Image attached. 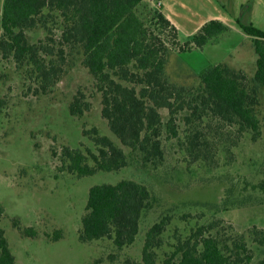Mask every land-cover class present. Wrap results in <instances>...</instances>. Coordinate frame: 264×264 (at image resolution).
Wrapping results in <instances>:
<instances>
[{
  "label": "trees",
  "instance_id": "1",
  "mask_svg": "<svg viewBox=\"0 0 264 264\" xmlns=\"http://www.w3.org/2000/svg\"><path fill=\"white\" fill-rule=\"evenodd\" d=\"M151 6L149 0H0V56L22 69L35 92L41 94L54 88L69 58L79 56L100 95L102 118L120 145L139 155L142 167L156 169L163 164L162 137L180 139L175 124L182 114V133L189 145L186 150L195 157L209 156V135L215 140L223 137L215 129L216 137L207 133L211 121L234 130L222 138L228 141L233 137V145L245 135L252 142L260 140L264 31L236 20L251 38L256 56L251 77L219 63L200 71L194 84L175 85L166 75L169 54L202 49L229 27L220 20H209L181 44L178 29ZM145 8L148 17L140 11ZM36 30L44 37L31 42L28 33ZM88 110L89 103L78 92L69 104L70 115L81 117ZM162 111L168 114L165 123ZM83 134L96 151L63 147L61 162L69 173L90 177L128 166L124 150L110 138L95 128ZM156 203L153 192L134 180L94 185L88 190L79 241L108 239L117 249L129 247L139 234L142 217ZM3 215L0 204V222ZM169 220L163 216L147 230L141 261L127 259L122 264H253L245 238L233 233L222 236L220 220L179 236L171 251L158 261L157 250L165 243L162 235ZM13 222L22 236H36L34 230ZM249 237L253 244L264 246V229L252 227ZM7 241L0 225V264H16ZM254 264H264V258Z\"/></svg>",
  "mask_w": 264,
  "mask_h": 264
},
{
  "label": "rangeland",
  "instance_id": "2",
  "mask_svg": "<svg viewBox=\"0 0 264 264\" xmlns=\"http://www.w3.org/2000/svg\"><path fill=\"white\" fill-rule=\"evenodd\" d=\"M152 8L168 16L178 29L182 44L209 20H220L229 31L202 49L169 54L166 75L175 85H192L205 68L224 63L252 76L256 56L251 38L236 23H251L264 31V0H161ZM148 17V9H140ZM149 18H147L148 20ZM44 37L41 30L28 33L31 42ZM22 69L0 56V204L4 215L0 222L16 264H122L130 259L141 261L147 230L163 216L169 225L163 233V246L157 250L158 261L172 249L179 236L191 229L220 220V234L241 235L252 251L253 261L264 258V246L253 244L252 227L264 229V90L258 109L261 139L252 142L245 135L237 145L233 137L225 141L231 128L213 129L223 137L210 139L207 158L191 155L182 133L183 114L176 127L180 139L163 135L165 160L156 169L142 167L137 153L120 145L101 116V98L79 56L70 57L65 72L47 94L36 93ZM81 92L89 110L81 117L69 113V104ZM164 123L167 111L161 112ZM207 121L202 124L204 126ZM97 129L128 157V166L117 172H98L79 178L62 166L63 147L95 148L83 131ZM209 134V133H208ZM194 153V152H193ZM91 165L92 162L88 161ZM134 180L146 185L157 203L141 219L135 242L117 249L112 241H79L81 218L90 187ZM35 231V237L22 236L13 225ZM57 239V240H55Z\"/></svg>",
  "mask_w": 264,
  "mask_h": 264
},
{
  "label": "built area",
  "instance_id": "3",
  "mask_svg": "<svg viewBox=\"0 0 264 264\" xmlns=\"http://www.w3.org/2000/svg\"><path fill=\"white\" fill-rule=\"evenodd\" d=\"M149 1H151L155 6H161L160 1H156V0H149Z\"/></svg>",
  "mask_w": 264,
  "mask_h": 264
},
{
  "label": "crops",
  "instance_id": "4",
  "mask_svg": "<svg viewBox=\"0 0 264 264\" xmlns=\"http://www.w3.org/2000/svg\"><path fill=\"white\" fill-rule=\"evenodd\" d=\"M161 7H162V3H161ZM165 18H167L171 23H172V21L169 19V17L168 16H166V15H164L163 13H161ZM173 24V23H172ZM174 25V24H173ZM175 26V25H174ZM176 27V26H175Z\"/></svg>",
  "mask_w": 264,
  "mask_h": 264
}]
</instances>
